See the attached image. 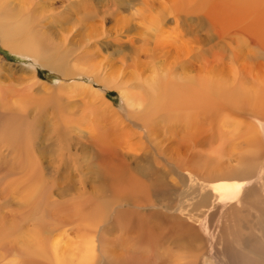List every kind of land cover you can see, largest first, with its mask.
Listing matches in <instances>:
<instances>
[{
    "label": "rangeland",
    "instance_id": "1",
    "mask_svg": "<svg viewBox=\"0 0 264 264\" xmlns=\"http://www.w3.org/2000/svg\"><path fill=\"white\" fill-rule=\"evenodd\" d=\"M177 1L7 0L10 10L16 12L13 18H3L1 24H9L7 28L15 35L17 48L21 47L25 37L36 38L43 33L42 42L50 51L48 55L63 57L65 61L61 66L63 75L42 67L36 55L23 51L24 45L22 51L12 50L6 48L0 38V111L23 116L14 124L28 141L32 149H29L30 155L36 156L33 157L37 161L35 167L43 172L40 183L47 186L51 197V204L39 200L32 207L33 179H20L26 175L25 170H18L16 157L10 156L1 142L0 157H4L5 164L0 158V264H51L47 258L53 255L77 257L86 241L92 244L93 255L101 264H113L109 259L113 254L123 256L122 260L128 259V264H140L143 259L149 262L152 258L160 259L162 264H184L197 253L199 256L194 264H264V149L259 157L245 154L240 165L244 171L234 180L215 181L208 187L197 186V189L210 192L209 198H205L210 210H202L193 216L187 208L176 207L174 212L149 208L147 213L152 212L151 218L143 222L134 221L136 214L130 206L115 209L109 203V196L116 187L112 179L83 176L72 163L74 167H71L67 180L66 172L57 168L63 157L68 156V151L63 142L56 141L54 118L61 119L59 114H66L63 109L67 103L80 104L78 101L81 100L73 93L72 87L63 89L58 86L74 84L84 87L85 91L93 92L90 93L92 98L99 100L103 97L108 104L110 109L104 105L100 114L105 113L106 117L109 111H114L119 118H124L125 106L116 87L134 89V79H143L140 77L143 73L146 76L156 73L155 77H160L157 65L161 64L157 59H164L160 54L167 56L166 50L171 53L195 49L199 89L213 100V108H200L197 112V128L186 141L200 144L210 135L209 131L218 129L243 133L259 123L264 129V0H183L187 4L184 9L173 6ZM191 8H195V13H191ZM156 34L159 38L154 37ZM39 42L41 40L34 41V45ZM72 72L76 75L67 79ZM92 75H99L102 84L109 88L95 81ZM108 81L110 85L106 84ZM137 91L143 94L139 88ZM229 93L233 97L228 96ZM34 103L37 107H44L39 110L41 115H29L30 110H26L28 104ZM76 111V116L92 112L86 105ZM61 123L57 130L65 131ZM45 130L46 142L40 151ZM262 134L259 138L264 143ZM99 136L104 140L91 141V137L83 136V143L105 146L108 143L106 135ZM217 145L209 149L204 147L206 151L199 160L203 163L213 159L217 161L216 165L223 163L226 168L228 158H220L224 152ZM114 148L113 158L117 157ZM150 155L145 156L144 163L141 160L138 163L144 168L145 164L157 163L166 172L161 174L159 182L157 177L150 179L156 185L161 184L157 196L163 206L178 193L173 188L177 178ZM75 156L81 160L79 152ZM85 160L80 161L82 166L91 164L90 168L94 165L87 157ZM231 162L237 165L239 160L232 157ZM78 175L84 177L85 184L78 182ZM232 182H243L244 188L232 201L222 204L213 189ZM68 184L71 188L67 187ZM81 199L103 207L104 212L98 215L101 218L96 224L89 223L96 215L59 223L47 216L49 213L44 215L42 212L48 209L51 214L59 215L61 211L56 204L73 208V204ZM186 220L194 223L200 237L191 240L183 250L177 227ZM201 223L206 224L207 234L200 227ZM88 227H96L98 234L92 235L93 231ZM99 234H103L106 244L105 257L99 251ZM150 239L152 246L153 242L158 244L156 255L151 251V244L143 248Z\"/></svg>",
    "mask_w": 264,
    "mask_h": 264
},
{
    "label": "bare ground",
    "instance_id": "2",
    "mask_svg": "<svg viewBox=\"0 0 264 264\" xmlns=\"http://www.w3.org/2000/svg\"><path fill=\"white\" fill-rule=\"evenodd\" d=\"M186 5L185 1L178 0L173 6L175 8L184 9L187 7ZM158 7L159 6H157V8ZM194 9H190L191 13H195ZM14 12H16V10H10V5L7 0H0L1 42L6 48L17 51H22V46L24 45L25 49L23 51L27 52L29 55H36V60H38V63L42 67L54 69L64 75L61 66L64 64L65 59H63V57L60 59L56 55H48L50 51L46 50L42 42V38L44 39L43 33H39L36 38H32L31 36L25 37L20 43L21 47L17 48V40L14 39L15 35H12V30H8L7 28L9 24H1L3 18H13ZM175 17L178 18L177 16ZM24 21H26L25 18ZM35 33L37 34V32ZM154 37L159 38L158 34ZM40 40L41 42L36 43V45L39 46L38 48L34 45V41ZM33 51L35 54H33ZM166 51L167 56L160 54L164 59H161V61L157 59V62L161 64L157 65L160 69L158 72L161 71V76L158 75L160 77L156 78V73L149 74L148 76L143 73V76H140L144 77L143 79L141 78L139 80V78H137L138 81L134 79L135 82L132 83V85L135 86L134 89L131 87L129 90L121 86L116 87L118 93H120L122 105L125 106L126 112L124 118H119L114 111H109L106 117L104 116L105 113L100 114L101 110L105 109L104 105H107V108L110 109L108 104L104 102L105 100L103 97L99 100L92 98L90 93L93 92L90 90L89 92L85 91L84 87L75 86L74 84L58 86L63 89L72 87V89H74L73 93L76 94V97L80 96L81 100L78 101L80 104L74 101L67 103V107L63 109V112L66 110V114H59V116L62 117L61 119L59 118V125V119L54 118V131L58 136L56 141L57 143L63 142L66 147L65 150L68 151V156L65 155L67 157L64 156L63 160L59 164L57 163V168L66 172L67 180L70 176L69 172L71 167H74L73 164L78 167L77 171L83 176L88 175L90 178L97 180L104 178L112 179L116 187L115 191H112L113 194L109 196V203H111V205L113 204L115 209L128 208V206H130L136 214L133 217L134 221L139 222L151 218L150 214L152 212L147 213V209L149 208H162L171 212H174V208L177 210L176 207L181 208V210L187 208L189 214L193 216L202 210H210L205 200L206 197L209 198L210 192L208 189L204 188L197 189V186L202 185L203 187H208V185L215 181L234 180L238 174H242L244 171V168L240 165L245 154L251 157H259L261 149H264V143L259 138L264 132L263 125L260 123L250 126V128L243 133H239L237 130L224 129L209 131L211 132L210 135L204 138L202 143L197 145L193 140L186 141L189 134L197 128L195 126L197 112L200 108H213V100L206 94H202L199 89V75L195 67L197 59L195 49L194 51L187 52L185 50H183L184 52L177 50L175 52L170 51L171 53H169L168 50ZM67 53L69 52L67 51ZM160 55L157 54V57H160ZM148 57H150V55ZM151 60H153V57H151ZM164 64L165 67L163 66ZM186 66H188L189 69ZM186 68L188 70H185ZM74 75L76 74L72 72L70 76L66 77H68L67 79H73L70 77ZM92 76L95 78V81L106 87L102 84V78L99 75ZM106 84L110 85L111 83L108 81ZM137 88H139L143 94H139ZM134 90L135 92H132ZM228 96L233 97L231 93H229ZM83 105H86L92 112L90 114L84 112L80 116H76V110ZM43 109L44 107H37L34 103L31 105L28 104L26 110H30L29 115L34 114L38 116L41 115L39 110L41 111ZM82 110H84V108ZM70 112L72 114H70ZM19 119L22 120L23 116L5 114V112L2 113L0 111V122L2 121L0 124V147L1 142H3L10 156L13 155L16 157L18 170H25L26 175L20 179H25V177L27 179H33V184H31L33 186L32 207H35L39 200H42L46 204H51V197L48 194L47 186L40 183L43 172L35 167L37 161H35L34 158L36 156L30 155L29 149H32L28 146V141L25 137L20 135L17 124H14L19 123ZM7 121H10V123L6 124L5 122ZM41 122L42 121L39 122L40 125ZM60 122H62L61 125L65 126V131L57 130L60 126ZM253 123L255 122L253 121ZM51 132H53V130H51ZM46 133L45 130L44 135L41 137L40 151L44 148ZM100 134L106 135L107 137L108 143L105 146L95 147L92 145L93 143L89 145L84 144L85 141L83 143V136L88 138L91 137V141L92 139L104 140V137L99 136ZM262 135L264 136V134ZM216 143H218L217 146L221 147L224 152L221 153L222 155L220 158H228V167L226 168H224L225 165L222 166L223 163L218 162V165H216L217 161L213 159H208L203 163L199 160V156L206 151L204 147L208 146L207 149H209ZM112 148H114V154L117 156L115 158H113ZM70 151L73 152L72 155ZM77 152L81 155V162H86L85 158L87 157L88 162L94 163V165L90 168L89 166L91 164H89V166H82L79 157L75 156ZM59 154L61 155V153ZM150 154L155 156V159L166 167V171H169L177 178V183L173 188L176 189L178 193L173 199L167 198L168 203L163 206H160L162 204L159 202L160 198L157 196V191L161 189V187H159L161 184L159 183L156 185V183L151 182L150 179L154 176L158 178L156 181L159 182V178L161 179L162 177L161 174H166V172L159 168L157 163H153L152 166L145 164V168L138 163V160L144 163V160L147 159L145 156ZM56 156L57 155H55V157ZM69 157H71L70 160H68ZM232 157H236V159L239 160L237 165L232 164ZM0 158H2L3 162L4 157L2 156ZM233 160H235V158ZM47 162L52 163L51 161ZM5 174H7V172ZM81 175H78V182L85 184L86 180ZM186 183L187 188H185ZM67 187L71 188V185L68 184ZM243 188V182H232L225 186L214 188L213 194L222 204H227L232 201ZM153 196L154 198H152ZM88 202L90 203L89 200L81 199L79 202L73 204V208L66 207L62 204H56L55 207L61 211L59 215L51 214V211L48 209H44L42 212L44 215L49 213L47 216L59 223H68L74 219L79 220L88 218L90 215H96L95 218H92L89 222L94 225L96 222L100 221L101 217L98 215L104 212V209L100 204V206H97L91 203L88 204ZM168 219L171 220L170 218ZM212 219L213 217L211 220ZM83 224H85V221H83ZM194 226V223H190L189 220H186L179 223L177 227L179 228L177 235L182 236L183 242L180 246L183 250L186 249L184 246L191 240L200 237V234ZM200 227L204 229L205 234H207L206 224L202 225L201 223ZM88 228L93 231L91 233L92 235L98 234L96 227ZM169 234L174 236L173 232H169ZM99 241L100 254L105 257L107 256V250L106 244H104L103 234H99ZM150 244L151 239L144 244L143 248L146 249V246ZM151 248V251L155 252L156 255L158 244L153 242ZM93 253L94 249L92 244L86 241L82 249L79 250V255L77 257H73L71 254H69L67 258H60L53 255L51 258L47 259L51 264H101ZM198 256L197 253V256H192L184 264L196 263ZM122 257L123 256H115V254H113L109 259L113 264H128L129 260H122ZM140 264L162 263L160 259L152 258L149 262L143 259Z\"/></svg>",
    "mask_w": 264,
    "mask_h": 264
}]
</instances>
